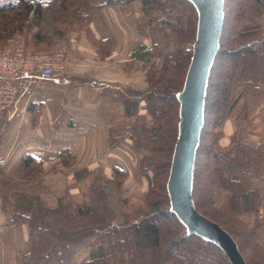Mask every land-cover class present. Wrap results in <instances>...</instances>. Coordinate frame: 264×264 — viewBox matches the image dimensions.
<instances>
[{"label": "trees", "instance_id": "obj_1", "mask_svg": "<svg viewBox=\"0 0 264 264\" xmlns=\"http://www.w3.org/2000/svg\"><path fill=\"white\" fill-rule=\"evenodd\" d=\"M132 1L0 0V48L11 40L23 38L35 51L50 50L74 26L87 30L93 12ZM139 1L144 23L159 27L164 40L173 43L176 49L164 56L159 68L151 65L147 69V87L142 92L114 87H106L105 91L113 100L122 101L125 110L124 117L109 126V149L129 140L132 150L142 149L149 154L144 170L150 169L153 178L142 198L144 206L134 212L124 208L125 203L117 193L125 174L120 168L112 167L111 178L98 169L73 174L77 183L85 181L81 204L72 203L68 194H64L57 198L55 207H46L41 199L48 192L42 183L44 162L25 154L10 173L4 174L0 167L4 227L26 225L29 230L31 246L23 255L22 264H69L82 249L89 254L84 264H207L209 258L214 259L211 264H230L214 244L186 234L169 212L161 181L168 167L167 155L176 139L175 94L182 87L191 55V49L186 47L194 41L195 10L188 0ZM222 12L219 48L204 99L191 197L196 210L195 194L200 189L207 193L204 201L208 205L222 197L225 202L221 209L217 208L218 213L242 222L250 235L238 226H229V221L219 223L214 219L217 216L204 210L199 212L230 235L246 264L249 260L243 247L251 250V264H264V220L254 219L249 224L242 220L245 215L255 216L264 204V144L248 142L246 133L242 132L248 118L256 110H264V25L261 24L264 0H223ZM246 23L255 26L246 28ZM91 45L99 54L106 53L110 47L108 41L93 39ZM154 50L155 46H140L133 51L132 59L144 67L153 58ZM222 62H228L225 71L219 67ZM140 103L150 117V126L138 118ZM232 117L236 130L229 143L223 145L219 128ZM162 156L166 161H161ZM59 157L62 164L73 161L67 149ZM198 164L206 176L203 184L196 187Z\"/></svg>", "mask_w": 264, "mask_h": 264}, {"label": "crops", "instance_id": "obj_2", "mask_svg": "<svg viewBox=\"0 0 264 264\" xmlns=\"http://www.w3.org/2000/svg\"><path fill=\"white\" fill-rule=\"evenodd\" d=\"M84 35H70L62 50L63 59L31 98H18L8 110L0 112L3 173L13 171L25 154L42 160L44 185L50 189L43 200L50 208L64 193L74 204L82 203L73 179L78 170L101 168L109 175L111 167H118L128 178L135 156L131 142L124 140L109 149V126L124 117V105L113 100L105 88L143 91L149 64L133 70V64L138 63L132 59L133 51L140 46H155L150 63L159 64L174 48L164 40L159 27L144 23L139 0L93 12ZM89 39L108 41L109 50L99 54ZM141 107L139 113L145 114L143 104ZM64 149L73 157L72 165L62 164L59 154ZM4 222L0 205V264H22L31 246L28 227L6 228ZM88 256L87 250H79L69 264H84Z\"/></svg>", "mask_w": 264, "mask_h": 264}, {"label": "water", "instance_id": "obj_3", "mask_svg": "<svg viewBox=\"0 0 264 264\" xmlns=\"http://www.w3.org/2000/svg\"><path fill=\"white\" fill-rule=\"evenodd\" d=\"M188 1L196 13V28L183 84L175 94L178 123L165 183L169 212L185 228L186 234L214 244L230 264H246L235 241L216 222L197 212L191 197L207 82L219 48L223 0Z\"/></svg>", "mask_w": 264, "mask_h": 264}, {"label": "rangeland", "instance_id": "obj_4", "mask_svg": "<svg viewBox=\"0 0 264 264\" xmlns=\"http://www.w3.org/2000/svg\"><path fill=\"white\" fill-rule=\"evenodd\" d=\"M230 21H231V18H230ZM261 22L264 23V20L261 21ZM261 22H259V23H261ZM253 26H255L254 23L253 24L246 23L244 27L249 28V27H253ZM73 32L76 35L77 34L84 35L86 33V29H85V27L74 26L72 28V31L66 36V38L62 42L57 43L50 50L35 51L34 49H32V47L28 46L27 43H25L23 38H18V39H15V40H11L8 43H6L4 46H2L0 48V53L2 51H4L5 49L10 48V47H12L13 45H15L17 43H19L27 51L45 53V52L52 51V50L53 51L59 50V51L62 52L63 47L68 43V41L71 38L70 35L74 34ZM88 43L91 45V39L88 40ZM168 43H171V42H168ZM171 44L174 46L173 50H175L176 46L173 43H171ZM91 47L96 48V47H94L92 45H91ZM186 48H190L191 49V45H187ZM96 50H97V48H96ZM155 51H156V48L154 50V53H155ZM166 55H164V56H166ZM164 56L160 60L163 61ZM162 61L159 62V64H158V62H157V64L155 63L156 65L154 64V62L153 63H149V67L152 65L153 67L159 68L161 66V64H162ZM227 66H228V62H222L219 65V67L223 71H225ZM132 69L133 70L141 69V64L134 63L133 66H132ZM145 74H146V72H145ZM144 84H145V86H144V89H145L147 87L146 75H145V79H144ZM137 92H142V91H137ZM142 104L143 103H140L139 109L142 108L141 107ZM139 109H138V118H139V120L141 122H143L146 126H150V124H151L150 117L146 114V112H145V114L139 113ZM0 112H5V111H0ZM252 116L253 117H251V119L248 118V120H247V121H249L248 124H247V127L245 129H243V131L242 130L241 131L246 133V137H247L248 142H250V143H252L254 145L257 142L264 144V140H263V136H264V110H262V111L256 110L254 112V115H252ZM235 130H236V128H235V119L233 117L227 119L223 123V125L219 128V131L222 134V137L220 138V142L223 145L228 144L229 143V138L232 135V133H234ZM174 143H175V141H174ZM174 143L171 146L172 148L170 150L171 151L170 154L167 155V157H168L167 158L168 167L167 168L165 167L166 171H165V173H164V175L162 176V179H161V181L163 182V187H165L166 179H167V176H168L169 165H170V160H171V155H172V150H173ZM164 148H165V146H164ZM133 152H134L135 156H134V161H133L132 165L130 166V173L128 174V178H127L125 172L122 170L124 172V174H125V177L123 179L120 191H119V193H117L118 198L122 199L123 202L125 203L124 204V208L127 209L130 212L138 211L139 209L143 208L144 205L142 203V198L145 195V193L148 192L150 181L153 178V175H152V172L150 171V169H148V171L144 170V168L146 166V158L149 156V154L147 152H145L144 150H142V149L141 150H133ZM161 158H163V156ZM161 161H163V162L166 161V158L164 157L163 159H161ZM73 163H74V159H73V161L67 162L66 164H63V165L64 166H69V165H72ZM97 169L100 170L102 172V174L106 178H111V176H112L111 172L112 171L110 172L109 175H106L101 168H96L95 170H97ZM111 169H112V167L110 168V170ZM81 170H86V169H81ZM205 176H206V173L202 170V165L198 164V172H197V179H196L197 181L195 183L196 187L199 186L200 184H203L202 179L205 178ZM73 179L75 181L74 177H73ZM84 182H81V183H77L76 182V184L78 186V189L81 192V194L85 190V183ZM42 183H43V186L46 187L47 190H48V192L43 193V195L41 196V199L44 202L43 197L50 193V189L46 185H44V167H43V174H42ZM165 192H166V190H165ZM64 194H67V193H64ZM206 197H207V193L203 189H200V191H198L195 194V201L197 202L196 204L198 206V208H197L198 210H196L197 212L202 211V210H204L206 213L209 212L210 215L217 216V218H214V219H216L217 222L223 223L224 221L225 222L227 221V224H228V221H229L231 223V224L229 223V226H231L232 224L235 225V226H238L242 232H245L247 235H250L248 230L246 229V227L244 226V224L242 222L238 221L234 217H229V216H226V215L218 213V211H217L218 209L217 208L221 209V207L224 205V202H225L222 197L219 198L217 200V202L215 204H213V205L210 202V200H211L210 196L208 197L209 198V202H210L209 205L204 201L206 199ZM45 205H46V203H45ZM46 207H47V205H46ZM199 213H201V212H199ZM205 217H207V216H205ZM254 219H257L259 222L264 220V204H262L258 208L257 213H256L255 216H253V215H249V216L245 215V216H243L242 220L243 221H248V224H249V223L253 222ZM252 242L253 241L251 240V245L255 246L254 243H252ZM250 251H251L250 248H244L243 247L244 254H246L248 256L247 258L249 260L248 261L249 264H251V262H250V256H251L250 255ZM206 262H208L207 264H211V262L214 263V259L213 258H209V260H207Z\"/></svg>", "mask_w": 264, "mask_h": 264}, {"label": "built area", "instance_id": "obj_5", "mask_svg": "<svg viewBox=\"0 0 264 264\" xmlns=\"http://www.w3.org/2000/svg\"><path fill=\"white\" fill-rule=\"evenodd\" d=\"M62 59L63 53L59 50L38 53L27 51L19 43L2 51L0 111L9 109L18 98H31L37 86L51 78L54 67Z\"/></svg>", "mask_w": 264, "mask_h": 264}]
</instances>
